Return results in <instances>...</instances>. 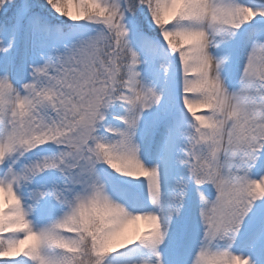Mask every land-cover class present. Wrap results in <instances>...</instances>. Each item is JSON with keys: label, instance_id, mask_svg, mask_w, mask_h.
<instances>
[{"label": "clouds", "instance_id": "clouds-1", "mask_svg": "<svg viewBox=\"0 0 264 264\" xmlns=\"http://www.w3.org/2000/svg\"><path fill=\"white\" fill-rule=\"evenodd\" d=\"M44 4L57 17H64L74 26H80L81 21L97 25L94 34L88 37L90 40L105 30L103 20L110 13H116L113 23L118 24L120 9L125 7L124 0H44ZM70 7L76 10L77 19L69 15ZM126 7L132 9L129 15L143 7L150 26L158 31L162 46H175L178 51L187 53L189 84L185 92L191 95L185 100L184 111L190 120L185 142L175 161L183 172L172 177L166 194L158 166H146L139 156L136 141L139 120L134 125L131 123L135 111L114 89L106 90L98 101L95 97V85L105 71L102 64L81 59L78 68L67 69L63 63L64 52L48 55L41 64L30 65L28 79L24 81L14 83L4 72L0 75V180L13 182L18 191L32 183L34 177L29 170L37 162H47L60 172L72 166L74 154L87 152L93 163L88 179L67 196V203L51 199L60 207V212L42 224L31 219L36 208L33 206L29 210L30 201L11 189L0 187V197L5 203L10 196L16 201L0 213V235L7 234L0 240V253L23 245L22 241L31 236L36 243L27 245L20 253L29 260L38 251L45 264L51 260L68 264L69 260L81 255L85 259H77L75 264H95L101 259L97 255L99 250L108 248L109 251L102 254V264H112V254L128 248L123 235L127 226L143 222L145 230L138 233L135 244L146 255L134 264H162L159 249L168 235L164 221L173 211L179 214L182 207H177L178 184L183 183L186 188L191 182L197 187V181L209 168L223 175L239 165L246 183L236 182L242 189L247 187L250 191L257 185L264 189V174L252 177L248 164L249 156H254L253 168L264 149V137L253 139L248 133L253 125L264 126V93H256L257 81H264V57L251 75L245 72L247 62L244 61L237 86L230 90L223 75L230 57L212 51L235 39L241 25L252 18L251 7L241 0H126ZM170 8L175 9V14L166 19ZM101 10L103 17L99 15ZM184 39L190 43L183 44ZM72 47H83V42ZM181 64H184L182 58ZM37 67L43 71L37 73ZM117 102L124 109L118 117L122 126H106L108 110ZM197 108L201 109L199 113L193 111ZM66 120L71 123L70 131L52 138L50 131ZM192 136L199 143L190 140ZM49 143L60 150L22 161L27 153ZM192 145H195L194 154H191ZM137 162L149 172L147 177L131 175L137 170ZM98 166H105L120 177L143 178L147 200L155 211H137L114 195ZM212 186L214 201L218 193ZM197 196L199 201L201 196L208 200L202 191L198 190ZM22 201L25 216L17 215ZM231 207L234 216L227 231L221 229L212 234L203 228L188 264H251L248 256L232 250L244 221L242 208L247 205L233 204ZM18 223L24 227H12ZM48 232L52 235H41ZM0 261L19 264L16 257L0 255ZM32 264H40V261L34 260Z\"/></svg>", "mask_w": 264, "mask_h": 264}, {"label": "rangeland", "instance_id": "rangeland-1", "mask_svg": "<svg viewBox=\"0 0 264 264\" xmlns=\"http://www.w3.org/2000/svg\"><path fill=\"white\" fill-rule=\"evenodd\" d=\"M241 2L249 7L264 8V0H241ZM69 10L73 15L76 14L74 8L70 7ZM31 12L29 11L31 19L25 17L18 20L15 17L11 24L2 23L3 25H0V48L6 49V51H0V75L7 72L14 83L28 79L30 65L43 63V58L48 55L64 53L74 44L94 34L98 27L94 24H82L84 21L80 22V26H74L71 21L64 17H57L50 9H47L44 17L55 22L50 24L44 21L37 12ZM145 25L152 32L151 36L142 31L150 41V46L138 41L137 31H134V34L131 31L134 28L133 25H128L129 40L140 61L136 70L140 73L141 82L160 92L162 98L158 105H153L142 112L137 127L136 141L139 144V156L144 164L149 167L158 166L167 194L172 177L183 172V169L179 168L175 161L179 148L185 142L190 118L180 102L181 90L176 61H173L170 53L165 56L162 49H166V46H162L158 31L150 26L146 18V10ZM262 25H264V17L258 16L250 24L243 25L234 40L221 45L219 49H212L216 55L226 54L230 57L223 73L230 90L237 86L248 51L249 33L253 27ZM155 37L157 40L153 39ZM161 63L168 65L167 75L160 67ZM123 111L120 102L113 104L111 113L107 116L112 119V122L108 125L122 126L118 117L123 114ZM193 111L199 113L201 109L197 108ZM59 150L54 144L41 145L33 152L27 153L22 161L38 159ZM98 168L108 181L109 190L123 202L130 207L134 206L137 211H155L147 200L146 182L143 178L135 180L120 177L110 169H106L105 166H98ZM261 174H264V150L261 151L259 159L250 173L252 177L256 178ZM63 180L64 177L59 171L47 170L34 177L29 186L19 189L17 194L22 199H26L32 189L49 188L53 184L60 185ZM198 190L202 191L209 201L215 197V190L211 184H205L199 189L191 182L187 184L180 212L178 215H173L168 227L167 238L159 249L162 254V264H188L192 252L199 243L203 225L198 215L200 208ZM0 206L7 207V205H3L2 197H0ZM59 212L60 207L53 200L45 199L41 201L40 207L35 209L31 219L36 224H42L57 216ZM262 227H264V199L256 201L245 217L232 249L234 252L248 256L251 264H264V246L251 243L254 235ZM144 230L143 222H136L127 226L124 236L134 239L138 232ZM29 243L31 242L26 241L20 246V249L23 250ZM142 255H146V253L135 244L120 250L115 253L114 258L110 257V259L112 264H134ZM0 264L3 262L0 261Z\"/></svg>", "mask_w": 264, "mask_h": 264}, {"label": "snow or ice", "instance_id": "snow-or-ice-1", "mask_svg": "<svg viewBox=\"0 0 264 264\" xmlns=\"http://www.w3.org/2000/svg\"><path fill=\"white\" fill-rule=\"evenodd\" d=\"M13 2V0H12ZM8 0H2L0 2V9H6L9 5L12 4ZM125 7L120 9V22L118 24L113 23V16L116 14L110 13L104 20L103 25L106 26L103 32L98 33L95 39H83L80 42H83V47L73 48L70 47L65 51L63 57V63L67 69L78 68V61L81 59H88L91 62H97L104 66V74L102 79L95 85V97L97 101L103 97L106 90L115 92L120 96L121 100L131 106L132 110L135 111L136 115L134 120L131 122L133 125L136 120L141 118V110H146L151 108L153 105H158L161 101V93L155 90L152 87L145 86L140 80V73L136 70L137 65L139 64V58L137 52L133 50V47L130 44L129 32L130 29L126 22L127 15L132 11L131 8L126 7V0H124ZM175 14V9L170 8L166 14V19H171ZM16 18L23 19L29 16V6L27 4H21L16 9ZM69 15L73 16V19L78 17L73 15L71 12ZM100 16H104L103 10L99 13ZM251 19L247 20L245 24H250V22L256 20V18L264 17V8L251 7ZM142 24V22H141ZM137 39L142 44L149 45L150 41L145 37L142 31H137ZM249 45L248 51L246 53L245 61L247 62V67L245 72L248 75H251L257 67L259 60L264 57V25L260 27H253V30L249 33ZM190 43L189 40L184 39L183 44ZM99 49L98 51H96ZM167 53L171 52L176 57V67L179 74V85L181 90L180 102L182 103L184 110V103L189 95L185 92L189 81L187 79V53L178 51L175 46L171 48L162 49ZM0 51H6L4 48H0ZM181 58L184 60V64H181ZM205 64H207V57H203ZM244 66V65H243ZM47 67V65H45ZM160 67L164 69L165 75L168 73V65L166 63H161ZM37 73L43 71V68L37 67L35 69ZM196 71V69H192ZM71 75V73H70ZM264 81H257L256 84V93H264ZM191 106L189 105V108ZM71 128L70 121L66 120L59 128H53L49 135L52 138L56 136H63L65 133L69 132ZM249 135L253 139H260L264 137V126L253 125L248 129ZM190 140H196L195 136H192ZM196 143H199V140H196ZM194 154L195 145H192ZM264 150V149H262ZM255 159L254 156H249L248 164L249 170H252V161ZM92 160L89 158L87 152H80L79 154H74L72 159L71 167H64L60 173L64 177L63 183L60 185L53 184L49 188H34L32 189L26 200L31 203L28 205L29 210L33 206L35 208L40 207L41 201L45 199H55L62 203H67V196L75 191L78 185H82L88 179V175L92 169ZM136 171L131 173L134 177H147L149 175L148 171H145L141 168L140 164L136 163ZM255 166V165H254ZM55 170L54 166L47 162H37L33 168L29 171L33 177L47 171ZM155 175V169L152 172ZM16 178L14 177L13 180ZM25 180L28 177H24ZM236 181H245V175L240 171V166L237 165L235 168H231L230 171L223 175H218L214 169L209 168L207 174L204 175L197 181V187H201L205 184H211L215 186L216 192L218 195L214 201L204 200L203 196L200 197V211L199 217L200 222L203 225V228H206L209 233L215 234L221 229L227 231L229 225L233 222L234 213L232 211L233 204L247 205V207L242 208V213L244 214V219L251 211L253 205L256 201L264 199V189H260L259 185L255 188H252L250 191L247 190V187L241 188L240 184ZM246 183V181H245ZM0 187L4 189H11L13 192H17V189L13 186V182H5L0 180ZM185 185L180 183L177 185L176 190V199L177 207L182 206L184 199ZM248 197L250 199H245ZM19 199L20 197L17 196ZM16 201L9 197L7 203L3 201L4 206H0V213L7 209L10 205L14 204ZM23 201L21 205H18L17 215L25 216L26 213L22 211ZM173 215H178L175 211L170 213L164 223L169 227ZM13 228H23V224H16L12 226ZM139 233V232H138ZM138 233L134 239L124 236V239L127 241L128 247L135 245V241L138 239ZM6 233L0 235V240L6 238ZM43 236H51V232L42 233ZM124 235V234H123ZM30 241L29 244H35L36 241L31 237H27L22 243ZM251 243L253 245L260 244L264 246V227L254 235ZM28 244V245H29ZM23 250L20 249V246L12 248L8 251L0 253V255L5 257H11L15 255L18 257L19 264H32V261L39 260L40 264H45L44 259L39 256V252L36 251L35 255L29 260L20 255ZM109 251L108 248L100 249L99 255L101 259L96 260L95 264H102L103 253ZM84 260L83 255L69 260L68 264H75V260ZM3 264H8V262L2 261ZM48 264H58L57 261L51 260L48 261Z\"/></svg>", "mask_w": 264, "mask_h": 264}, {"label": "trees", "instance_id": "trees-1", "mask_svg": "<svg viewBox=\"0 0 264 264\" xmlns=\"http://www.w3.org/2000/svg\"><path fill=\"white\" fill-rule=\"evenodd\" d=\"M22 0H13L12 4L9 5L6 9H2L0 12V22H4L7 25L11 24L14 21L15 13L17 7L20 5V2ZM27 5L29 6V9L31 11L37 10L42 14V17H44V14L48 8L47 5L44 4V0H26ZM45 18V17H44ZM143 18H144V8L141 7L135 11L134 15H127V20L131 24H143ZM53 22L52 20H50ZM82 24H85L82 23Z\"/></svg>", "mask_w": 264, "mask_h": 264}]
</instances>
